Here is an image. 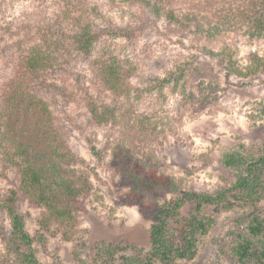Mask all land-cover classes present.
Here are the masks:
<instances>
[{
	"label": "rangeland",
	"instance_id": "374dc122",
	"mask_svg": "<svg viewBox=\"0 0 264 264\" xmlns=\"http://www.w3.org/2000/svg\"><path fill=\"white\" fill-rule=\"evenodd\" d=\"M98 1L104 4L102 10L105 8L109 22L140 30L134 42L111 40L100 49L111 45L129 59L136 70L132 82L142 97L137 105L126 104L123 95L106 90L96 68L87 61L67 66L65 76L49 71L42 77L46 87L39 80L36 93L50 103L61 133L67 154L64 167L89 183L74 224L66 228L48 224L45 208L22 193L15 167L0 151V197H16L40 264H93L94 257L87 254L111 245L149 248L156 208L164 198L174 196L161 190L156 196L140 195L138 205L126 203L129 189L121 183L111 160L117 143L126 138L117 132L127 121L143 120L149 130L158 131L137 147L141 157L151 160L152 169L181 179L185 190L198 194L214 195L233 184L234 173L222 163L226 151H264V37H251L244 30L200 36L157 19L151 6L148 12L153 15L146 22L139 10L123 0ZM33 2L12 10L8 21L21 24L30 19L37 8ZM39 4L55 11L48 0ZM174 6L178 14L195 8L180 0ZM202 26L212 28L209 22ZM174 29L182 36L175 35ZM17 69L15 62L1 61L0 95L14 80ZM102 100L109 103L104 105L110 110L106 112L124 117L119 124L112 125V119L108 124L92 120L90 104L104 113ZM189 207L187 204L183 213L189 212ZM213 210L207 213L215 217L214 227L200 241L196 259L187 264H234L230 253L235 235L231 232L237 234L248 222L252 207ZM10 232L9 216L0 211V264H20Z\"/></svg>",
	"mask_w": 264,
	"mask_h": 264
},
{
	"label": "trees",
	"instance_id": "16d2710c",
	"mask_svg": "<svg viewBox=\"0 0 264 264\" xmlns=\"http://www.w3.org/2000/svg\"><path fill=\"white\" fill-rule=\"evenodd\" d=\"M29 1L0 0V64L4 60L9 64L15 62L16 69L20 67L0 95V151L15 167L22 193L45 208L46 222L66 228L74 224L89 183L64 167L67 154L61 133L50 103L36 93L37 84L41 80L42 87H46V79L42 77L49 71H60L65 76L67 66L87 61L96 68L107 91L123 95L126 104H139L142 91L132 82L136 70L131 68L129 59L117 54L111 45L104 49L100 46L111 40L134 42L140 30L109 22L105 8L102 10L104 4L98 0H48L55 11L41 8V0H34L36 13L30 19L21 24L10 23L8 14ZM123 1L139 10L146 22L154 13V17L157 15V19L180 31L216 37L226 31L244 30L251 37H264V0H180L194 4L188 14L176 12L177 0ZM150 6L152 13L148 12ZM206 22L211 29L202 26ZM177 30L174 34L182 36ZM101 103L102 107L109 106L104 100ZM90 106L94 121L108 124L112 119L113 125L124 118L110 113L106 106L104 113H99L93 102ZM134 121H127L117 132L126 138L117 143L111 160L121 175V183L129 189L126 203L138 205L140 195L156 196L161 190L174 197H163L164 202L157 206L149 229L148 249L136 245L100 247L96 254L87 252L94 257L93 264L190 263L198 255L200 241L215 224V217L207 210L218 213L236 206L252 210L238 233L231 232L235 235L232 261L264 264V151L251 153L245 148L226 151L222 163L234 173L233 184L214 195L198 194L185 190L181 179L159 174L152 169L150 159L139 155L138 145L158 131L149 130L143 120ZM187 204L190 211L183 213ZM0 211L9 216L11 240L19 263L40 264L34 239L17 210L16 197L6 200L0 197ZM115 254L119 256L116 258Z\"/></svg>",
	"mask_w": 264,
	"mask_h": 264
}]
</instances>
